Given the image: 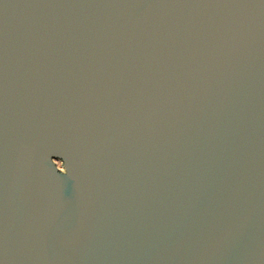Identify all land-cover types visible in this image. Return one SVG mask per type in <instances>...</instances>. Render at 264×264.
Segmentation results:
<instances>
[{
    "label": "water",
    "instance_id": "1",
    "mask_svg": "<svg viewBox=\"0 0 264 264\" xmlns=\"http://www.w3.org/2000/svg\"><path fill=\"white\" fill-rule=\"evenodd\" d=\"M0 264H264V0H0Z\"/></svg>",
    "mask_w": 264,
    "mask_h": 264
}]
</instances>
